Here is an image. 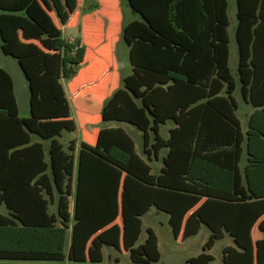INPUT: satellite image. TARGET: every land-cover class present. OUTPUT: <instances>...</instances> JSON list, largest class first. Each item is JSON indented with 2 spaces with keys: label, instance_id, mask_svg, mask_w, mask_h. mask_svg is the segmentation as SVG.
<instances>
[{
  "label": "trees",
  "instance_id": "obj_1",
  "mask_svg": "<svg viewBox=\"0 0 264 264\" xmlns=\"http://www.w3.org/2000/svg\"><path fill=\"white\" fill-rule=\"evenodd\" d=\"M53 1L65 21L61 0ZM236 1L238 81L230 68L228 0H125L137 15L123 28L133 70L105 102L102 121L143 132L146 157L166 154L153 174L122 126L103 127L94 147L84 144L71 239L50 211L57 186L46 146L33 140L14 79L0 68V262L103 264L107 246L129 252L132 264H157L155 231L148 228L138 243L143 217L155 208L168 214L175 239L210 230L186 264H211L209 251L226 235L234 245L223 249V264H264V0ZM66 2L75 8L76 0ZM85 55L80 39L64 40L59 79L76 77ZM238 88L257 108L245 133ZM169 122L165 139L160 127Z\"/></svg>",
  "mask_w": 264,
  "mask_h": 264
},
{
  "label": "crops",
  "instance_id": "obj_2",
  "mask_svg": "<svg viewBox=\"0 0 264 264\" xmlns=\"http://www.w3.org/2000/svg\"><path fill=\"white\" fill-rule=\"evenodd\" d=\"M87 1L90 0H76V6L72 9L67 5L66 0H61L67 15L64 21L53 0H0V10L3 11L0 13V35L2 38L0 49L6 57L17 60L26 78L28 83V115H21L17 85L13 74L7 68H0L8 71L14 79L20 116L31 132L33 140L45 144L47 160L51 163V171L60 192L61 198L57 201L71 203L73 217L79 155L83 145L94 147L103 127L122 126L127 131L128 126H125L126 123H104L102 121V110L105 102L118 89L123 87L124 79L132 73L131 61L130 73L126 75L121 73L118 57L115 54L116 49L113 48L115 44L123 41L128 47L130 60V47L123 38V28L137 18L129 5V14L125 13L120 5V0H113V9L107 8L108 4H103V0H92L91 3L88 2L89 4ZM235 3L237 17L236 0ZM95 4H98V8L92 11H84L85 8L91 9ZM134 14L135 17L133 18L132 15ZM78 16L81 17L80 27L83 33H86L89 27H102L104 24L109 25V28L112 27V31L115 32L113 41H111L112 54H88L87 38H76L80 39L81 44L86 47L85 60L76 77L65 82L58 77L59 53L64 40L74 41L76 39H67L62 32ZM237 25L238 19L235 28V43L237 54H239L236 40ZM97 31L94 32L97 34ZM55 37L59 40L58 45L54 48L51 45V39ZM261 54H264V49ZM93 61L99 63L98 67H101V69L96 70L98 74L90 75ZM76 78L77 82L75 83L74 79ZM66 86H69L71 91H58L60 87ZM236 104V116L241 122L243 133H245L240 114L243 108L249 109V122L251 115L257 108L249 100L244 99L243 96L241 100L236 99ZM173 127L172 122L162 125L160 135L165 139L168 138L169 131ZM129 131L131 132V130ZM137 135L141 141L139 152L134 140L137 154L148 162L152 167L153 174H158L163 167L162 159L166 151H161L159 157H155L153 152L149 158L146 157L143 154V132L140 131ZM149 135L151 136V133ZM151 145L152 141L150 142ZM244 156L246 157L245 152L240 162L241 169H244L245 166H242ZM159 213L156 210V214ZM148 228L155 231L151 226ZM204 228L208 230L209 238L210 230L205 226L201 228L199 234ZM72 229L73 226L71 230L68 229L69 239H71ZM180 239L182 240V237ZM233 245L232 242L228 246ZM118 262L120 260L116 258V264H119Z\"/></svg>",
  "mask_w": 264,
  "mask_h": 264
},
{
  "label": "rangeland",
  "instance_id": "obj_3",
  "mask_svg": "<svg viewBox=\"0 0 264 264\" xmlns=\"http://www.w3.org/2000/svg\"><path fill=\"white\" fill-rule=\"evenodd\" d=\"M92 2V0H90ZM87 1V3H91ZM229 2V34H230V48H231V56H230V68L234 78L238 81V72H237V60L238 54L236 49L235 43V28L237 24V17H236V3L235 0H228ZM88 3V4H89ZM113 0H103V4L107 5V8L113 9ZM120 5L124 9L126 14H129L128 5L126 4L125 0H120ZM131 17V15H130ZM135 17V14L132 15ZM81 17H77L69 26L64 29L62 32L64 37L67 39H76L81 37H86L87 39V47H88V54H112L111 49V41H113L115 32L112 31V27L109 28L104 24L102 27L95 26L94 28L89 27L86 33L81 31ZM97 31L96 32L94 31ZM59 38L55 37L51 39V45L55 48L58 45ZM116 49L115 54L118 57L119 65L121 68V73L126 75L130 73V60H129V51L126 44L122 41L121 43L115 44L114 48ZM99 63H95L93 61V67L91 68V74H98V71L101 67H98ZM0 67L7 68L14 76L16 85H17V94L21 109V115H28V102H27V94H28V83L26 78L18 65L16 59L11 57H6L4 53L0 49ZM75 83L77 82V78L74 79ZM74 83V84H75ZM71 91L69 86L60 87L58 91ZM235 97L238 100L242 99V94L240 88L237 89L235 93ZM249 109L243 108L241 112V118L243 121V126L246 131L248 126V112ZM127 127V131L131 134L137 144V150L140 152L141 149V141L138 139L137 133H140L135 127L125 124ZM131 130V132L129 131ZM246 163L245 156L242 162V166ZM52 172V171H51ZM53 173V172H52ZM60 192L56 190V202L54 205H51L50 211L56 213L59 217V225L64 226L71 230L74 217L73 212L71 209V203L69 202H59ZM157 209H153V211L145 215L143 217V232L139 239L138 243H144L147 238V227L151 226L155 229L157 236L159 238V246L162 258L159 263L157 264H186L188 258L192 256H197L202 252V248L204 243L208 240V230L203 229L200 234L197 236L190 237L186 240L175 239L172 229L167 221L168 214L159 211V214H156ZM260 233L257 229L254 230V237L258 239L260 237ZM232 238L226 235V237L220 241H218L213 249L209 251L214 256V261L211 264H223L222 257H223V249L232 243ZM105 260L103 264H116V258L120 260L119 264H132L130 259L129 252L125 251L124 249L116 250L112 247H105ZM3 264V262H0Z\"/></svg>",
  "mask_w": 264,
  "mask_h": 264
}]
</instances>
